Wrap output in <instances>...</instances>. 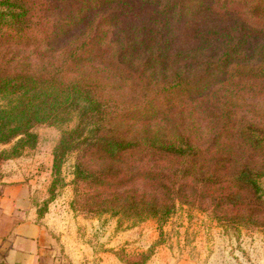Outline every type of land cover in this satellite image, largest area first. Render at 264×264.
<instances>
[{"label":"trees","instance_id":"1","mask_svg":"<svg viewBox=\"0 0 264 264\" xmlns=\"http://www.w3.org/2000/svg\"><path fill=\"white\" fill-rule=\"evenodd\" d=\"M190 1L199 2L145 0L146 7L157 10L146 8L149 17L126 37H116L110 26L98 33V24L95 33L93 27L84 28L87 38L56 49L60 34L82 24L90 12L89 2L96 0H87L80 17L82 10L74 13L69 7L70 21L59 34L52 33L47 45L41 43L47 28L33 23V6L0 0V39L10 37L14 45L32 47L39 59V66L30 68L21 64V56L4 59L0 54V171L5 162L36 148L37 127L73 125L63 131L53 153L51 192L62 182L67 158L76 154L74 210L141 221L154 218L163 224L177 203L202 209L206 204L201 199L208 194L216 204L202 210L216 213V207L223 205L222 211L237 214L240 226L264 227V131L247 122L236 138L223 139L220 134L199 138L183 128L182 114L189 105H205L208 112L210 104L215 119H220L222 103L214 90L186 101L168 97L184 98L213 68L225 71L246 39L253 40L256 52L264 39V0H231L241 6L225 7L223 18L229 22L219 27L187 26L195 32L194 42L179 46L177 23L200 10L193 9ZM258 50V59L246 65L236 57L220 86L229 85L243 67L249 73H264V45ZM138 60L140 70L133 65ZM146 79L149 85L144 84ZM252 80L240 79L239 85L246 87ZM145 91L155 94L146 96ZM140 92L148 108L140 109L139 102L128 105ZM117 93L122 106L114 101ZM162 96L165 101L159 104ZM235 142L232 147L247 155L227 149ZM197 187L200 190L194 191Z\"/></svg>","mask_w":264,"mask_h":264},{"label":"rangeland","instance_id":"2","mask_svg":"<svg viewBox=\"0 0 264 264\" xmlns=\"http://www.w3.org/2000/svg\"><path fill=\"white\" fill-rule=\"evenodd\" d=\"M11 2L27 5L28 8L34 7L33 23L39 29L47 28L41 42L45 45L50 43L53 32L56 33L70 21L69 7L72 6L74 13L82 10L78 12L80 17L87 5V0L85 4L84 0H11ZM190 6L200 10L195 15H188L182 23H177L179 36L176 45L179 46L194 42L195 32L187 29V26L192 24L206 27L224 26L229 22L226 17L223 18L227 10L225 7L234 10L241 4L231 3V0H199L195 4L190 1ZM88 7L90 12L86 13L83 23L80 22L68 33H61L54 48L58 49L70 41L87 38L89 33L83 36L84 28L93 27L95 33L98 24H100L98 33L105 32L104 29L110 26L114 29L116 37H126L134 25L149 17L146 8L157 10L153 5L146 7L145 0H96L93 3L89 2ZM0 40L3 41L0 47L1 57L12 59L21 56L23 66L30 65V68L39 66V59L35 57L36 51L32 47L14 45V39L10 37ZM249 43H252L251 47ZM253 43V40L246 39L241 46L243 49L237 50L234 60L229 61L225 71L236 62V57H240L241 60L237 62L243 65L258 59L261 55L258 49L264 45V39L256 52H253ZM47 52L46 49V54ZM133 65L140 70L139 60L138 64ZM154 69L145 74L146 78ZM225 71L213 68L208 76L204 75L203 83H198L193 91L183 95L184 98H181L180 94L168 95L186 101L214 90L215 99L222 103L220 119H215L217 116L213 114V107L210 104H207L208 112L205 105H200L199 108L189 105V110L186 109L182 114L183 128L189 133L195 132L199 138L205 136L207 139H213L219 134L223 139L236 138L239 131L247 126V122L264 131V73H249L248 69L243 67L237 71V77L230 79L229 85L221 87L219 83L226 79ZM240 79L253 80L247 82L245 87L239 85ZM144 84L149 85V79H146ZM241 88L245 91H241ZM143 94L147 96L155 92L149 91L147 94L145 91ZM143 94L140 92L134 95L135 102L130 98L128 105L139 102L143 103L140 109L148 108L147 101L142 99ZM113 96L116 98L113 100L122 106L123 98L119 93ZM160 101H165L163 96L157 99L159 104ZM157 102L154 105H157ZM235 124H241V127L233 128ZM72 126L37 127L35 132L39 135V143L36 148L27 149L21 157L5 162L0 171V186L30 182L39 217L49 215V226L54 229L56 236H61L59 237L64 250L66 247L69 249L70 264H76L77 254L80 256V252L84 255L83 264H264V227L240 226L237 214L233 211H222L223 205L216 207V213L202 210L207 207L206 205L212 208L216 204L217 200L211 201L208 194L201 199L206 204L201 207L202 209L177 203L175 212L163 224L154 218L141 221L113 217L110 214L87 215L74 210L72 204L76 198L77 187L74 175L76 154L67 158L62 167V182L54 187L53 194L51 192L55 178L53 153L63 131ZM233 145H236V142L227 149L231 150ZM232 149L237 151L240 157L243 156L241 148ZM198 188L194 191L200 190ZM186 189L192 192L191 187ZM124 234L128 236L120 238Z\"/></svg>","mask_w":264,"mask_h":264},{"label":"crops","instance_id":"3","mask_svg":"<svg viewBox=\"0 0 264 264\" xmlns=\"http://www.w3.org/2000/svg\"><path fill=\"white\" fill-rule=\"evenodd\" d=\"M32 193L27 181L0 186V264H70L69 249L49 226V215L39 217ZM83 261L80 252L76 264Z\"/></svg>","mask_w":264,"mask_h":264}]
</instances>
